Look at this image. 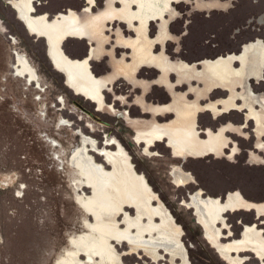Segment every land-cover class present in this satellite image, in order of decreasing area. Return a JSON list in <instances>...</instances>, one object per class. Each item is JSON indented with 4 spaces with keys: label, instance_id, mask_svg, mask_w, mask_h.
Listing matches in <instances>:
<instances>
[{
    "label": "rangeland",
    "instance_id": "obj_1",
    "mask_svg": "<svg viewBox=\"0 0 264 264\" xmlns=\"http://www.w3.org/2000/svg\"><path fill=\"white\" fill-rule=\"evenodd\" d=\"M85 1L87 4L81 11L68 9L49 16L38 12V0H34L33 16H43L46 23L55 24L72 12L75 14L82 29V38L67 36L59 42L62 52L72 61L86 58L81 57L85 49L81 41L88 33L99 42L98 59L109 56V65L113 66L116 63L114 47L107 49L112 38L109 33H112L116 36L117 46L131 51L130 56L121 55V64L112 67L113 72L126 74L127 79H122L138 86L142 95L159 83L163 88L156 90L157 98L171 99V102L149 104L144 109L142 95H138L134 105L144 114L141 112L133 117L128 110L129 98L123 95L126 93L116 94L114 103L109 101V95L113 93L111 87L118 79L115 80L113 75L99 78L92 68L91 73L98 79L102 101L87 97L69 84L67 70L55 65L49 37L29 30L18 11L7 0H0V264H67L72 260L77 242H85L91 236L102 239L91 232L94 224L127 231L130 225L124 223V218L136 221L140 217L138 226L146 227L152 222L160 227L158 232L146 238L170 236L176 240L177 250L166 253L162 249L159 251L162 258L154 259L139 246L111 239V264H237L233 258L240 264H264V227L243 220L236 224V219L242 215L251 222L252 212L264 217V201H246L239 191L228 192L225 201L214 196L221 189L238 188L245 196L260 200L264 198V192L256 190V187L249 189L238 177H225L221 183L220 164L197 160L194 174L201 186H205L204 175L214 169L216 180L210 177L208 187L215 189L216 193L206 194L196 186L197 180L189 171L192 170V158L219 157L225 146L192 144V107L197 105L192 102L194 88L189 77L192 68L186 62L172 65V56L165 49L167 41L171 38L177 40L176 36L166 33L165 17L181 15L188 10V2H181L180 8L176 9L173 3L181 0H104L102 6L99 0ZM248 6L254 5L248 2ZM258 7L264 10V0H259ZM187 14L189 11L183 17ZM103 16L109 21L122 16L125 20L116 19L110 21V25L116 21L125 22L135 37L125 38L121 29L114 30L110 26L106 32L99 31L95 21ZM155 20L159 23V32L152 39L148 35V27ZM259 23L264 26V17L259 19ZM194 37H201L199 40L203 41L206 36L197 34ZM190 40L192 34L180 37L177 41H181L183 48L172 54L190 59ZM64 44L72 57L63 51ZM157 46L162 47L160 51H156ZM19 55L28 60L35 77L19 73L18 70L22 69L17 59ZM248 55L258 61L264 60V40L261 37L256 43L245 46L244 54L238 59L243 61ZM127 59L130 62L126 65ZM223 62L222 69L230 73L229 63ZM158 64L163 66L158 79L149 78L151 82H145V78H134L136 73L147 76V66ZM171 66L180 74L178 80H169ZM201 94V90H197L194 96L200 100ZM118 103L123 106L117 107ZM155 121H159L163 129L145 136L155 127ZM124 122L134 130V142L130 141V129L125 128ZM173 130L180 140H169V147L163 142L153 146L157 139L164 138L162 132ZM89 138L97 142V148L90 154L107 173V190L100 197L108 200L110 209L102 211L101 216L84 209V201L97 193L84 185L83 167L73 163V158L84 148L82 140ZM234 148L232 152L235 153L238 149ZM256 148L263 150L264 145ZM257 161L256 164L264 163ZM177 170L189 176L187 184L177 183ZM16 192L20 195L16 196ZM197 193H200L202 202L217 199L223 205L217 226L219 232L205 223L199 205L193 201ZM153 208H160L163 218L153 219L150 212ZM242 211L243 214L238 213ZM247 226L253 230L246 232ZM240 229L242 233L238 236ZM236 241L240 243L235 244ZM80 259L87 261L86 254H81ZM103 263L102 259L95 257L92 264Z\"/></svg>",
    "mask_w": 264,
    "mask_h": 264
},
{
    "label": "flooded vegetation",
    "instance_id": "obj_2",
    "mask_svg": "<svg viewBox=\"0 0 264 264\" xmlns=\"http://www.w3.org/2000/svg\"><path fill=\"white\" fill-rule=\"evenodd\" d=\"M251 1L181 0L174 2L173 7L179 9L181 2H188V10L183 11L179 16L174 14L165 17L167 21L166 33L177 38L192 34V40H190L192 57L190 59L177 57L172 54L178 53V48H183L181 41L171 38L170 41L165 43V49L172 56L170 57L172 65L178 62H186L192 68V73L189 76L192 79V88H194L192 102L198 105L192 107V144H222L225 146L224 157L231 155L236 146L238 153L233 156L236 163L242 162L247 158V152L253 150L255 146L264 145V98H261L264 97V60H255L249 55L243 61L238 59V56L244 54L245 46L256 43L259 37L264 40V26L259 23V19L264 17V10H260L258 4L253 7H247L248 2ZM255 2H259V0ZM102 5L103 2L100 3V6ZM225 6L227 7L226 9L224 8ZM188 11L189 14L183 17ZM39 17L43 18V16ZM180 17L182 18L181 20L178 19ZM110 27L114 30L121 29L125 38L135 37L134 31L125 22L116 21ZM158 32L159 23H151L148 27V35L150 34V37L155 39ZM109 34L112 38L107 49L110 50L114 47V61L116 63L113 66L109 65V57L107 56L94 61L98 59L99 42L93 40L88 33L82 41L91 42L90 54L86 56L89 53V46H87L86 42L83 56L81 57L90 59L91 68L95 76L106 78L113 75L115 80L118 79L115 85L111 87L113 93L109 95V101L114 103L116 94L122 95V93H126L123 95L127 99L129 98L127 100L129 103L128 110L135 117V115L142 112L139 107L134 105L135 97L142 95V90L138 86H132L123 80V77L127 79L126 74H115L112 70V67L115 68L121 64V55L125 53V55L130 56L131 51L130 49L117 46L115 43L116 36L112 35V33ZM197 34H203L206 37L203 41H200L201 37H194ZM161 48V46H157L156 51H160ZM92 51L95 54H92ZM128 59L125 61L126 65L130 62ZM220 60H226L231 68V72L226 73V78H221V80L212 74L207 67L208 62L216 63ZM150 66H147L145 72L148 74L147 76H141L136 73L134 78H145V82L150 80L149 78L158 79L160 72L163 71L161 68L163 67L162 64L160 65L161 67H159V64ZM143 67L146 68V66ZM132 68L131 64L129 67L130 73ZM254 72L257 74H253ZM178 75L180 76L178 71L175 70L174 66H171L168 73L169 80H178ZM240 80L243 81L239 82ZM206 84L212 85L211 88L205 90ZM232 87L240 88V90L237 92L232 91ZM161 88L163 87L157 83L152 85L148 92L142 95V100H144L145 104L144 109L148 108L149 104L158 105L164 101L171 102V99L159 100L157 98L156 90ZM197 90H201L203 93L200 95V100L197 99V96H194ZM117 105V107L123 106L119 103ZM130 105L135 107H130ZM94 108L96 109L95 106ZM119 122L120 120L117 121V123ZM124 123L125 128L130 129V141L134 142V130L126 122ZM160 125L159 121H155V127L144 135L151 136L155 133L153 131L163 129L160 128ZM162 133L164 138L162 140L157 139L153 146H156L159 142H163L164 145L168 146L169 140H180L174 130ZM252 154L255 153L252 152ZM195 164L196 161H192V171L196 167ZM260 172L264 173V169Z\"/></svg>",
    "mask_w": 264,
    "mask_h": 264
},
{
    "label": "bare ground",
    "instance_id": "obj_3",
    "mask_svg": "<svg viewBox=\"0 0 264 264\" xmlns=\"http://www.w3.org/2000/svg\"><path fill=\"white\" fill-rule=\"evenodd\" d=\"M33 1L34 0H7V3L11 4L18 11L19 17L22 19V21H24L29 30L34 33L49 37L51 57L57 67L67 70L69 84L77 87L78 91L86 94L87 97L92 98L97 102H101L102 94L98 88V79L91 73L90 59L86 57L82 61H72L67 58L60 48L59 42L67 36H77L78 38H82V29L77 24V17L75 14L72 12L71 14L65 16L63 21H58L55 24H49L44 21V17L41 18L33 16ZM252 44L254 43H251V45ZM17 59L22 66V69L18 70L19 73L26 75L29 74L31 77L36 76L33 68L23 55H19ZM223 63V60L216 63H209L208 69L219 79L225 78L226 73H228L225 69H222ZM15 69L17 70V68ZM81 145H83L84 148L78 153L77 156L73 158V163H79L83 167L81 169V173L83 174V178L86 181L84 182V185L96 190L97 193L96 196L91 197L89 200H85L84 205L87 208L84 206L83 207L85 210L89 209L96 215L101 216L102 211H107L110 209L108 200L102 199L100 197L101 195L105 194L107 190L105 181L107 180V173H104V166L97 164L90 154L91 151H95L97 148V142L92 138H89L85 139V141L82 140ZM109 159L110 155H108L107 160L109 161ZM175 178L179 184H187L189 182V176L181 170L176 171ZM193 201L199 205L205 223L211 229L219 232L217 226L220 216L223 212V205L217 199H208L202 202L200 199V193H197L194 196ZM150 212L154 216L153 219L158 217L163 218V211L160 208H153L150 210ZM90 216L91 218L95 219L93 214ZM141 218L142 217H140V219ZM140 219L133 221L132 219L124 218V223L130 225L129 230L127 231L113 230L101 224H94L91 226L93 230L91 232L93 235H99V237L101 236L102 239L97 240L91 236L85 242H77L74 255L71 256L72 260H70L67 264H92L95 263V257L102 259L104 262L103 264H111L112 258L109 249V241L111 239L127 241L134 246H139L143 250L152 254L154 259L162 258V255L159 252L162 249V251L165 250L166 253L177 250V242L170 236L163 235L159 239L146 238L148 236H152L155 232H158L160 227L152 222L146 227L140 226V224L138 226ZM132 230H136L137 232L134 233ZM252 230L253 228L251 226H247L246 232ZM234 243L239 244L240 242L236 241ZM81 254H86L87 261H82L83 259H80ZM233 259L237 264H240V262L235 258Z\"/></svg>",
    "mask_w": 264,
    "mask_h": 264
},
{
    "label": "crops",
    "instance_id": "obj_4",
    "mask_svg": "<svg viewBox=\"0 0 264 264\" xmlns=\"http://www.w3.org/2000/svg\"><path fill=\"white\" fill-rule=\"evenodd\" d=\"M99 1H100V3H102L104 0H99ZM255 1H251V3L254 6H256L259 3V2H255ZM37 3L38 4L36 6V9L38 10V12L39 13H47L49 16H55L58 13L66 12L68 9H75V10L81 11V9H83V7L86 6V4H87V2L85 0H38ZM80 3H81V5H80ZM224 8L226 9L227 7L225 6ZM113 19L114 20H110V21H115L116 19H124V18L122 16H117V17H113ZM110 21H109V18L108 17L103 16V17H100L98 19V21H95V26L97 28H99L98 29L99 31L102 30L103 32H106V28H108L110 26V23H111ZM154 22H157V20H155V21H153L151 23H154ZM126 25H127V23H126ZM36 38H39V37H36ZM178 38H177V40H179ZM72 39H74V38H72ZM82 42H83V44H86V42H87V46H89V53L86 56H89L90 49H91L90 48L91 42L90 41H82ZM45 43H46V41H45ZM63 46H62V48H63V51L65 52L66 49ZM47 50H48V48H47V45H46V51ZM70 57H71V55H70ZM103 57H105V56H103ZM107 57H109V56H107ZM94 61H97V60H94ZM242 81L243 80H240L239 82H242ZM211 86L212 85L206 84L205 90L211 88ZM184 88H186V86ZM216 89H218V88H216ZM231 90L232 91L234 90L235 92H237V91L240 90V88L232 87ZM261 98L263 99L264 97H261ZM252 152H254L255 153L254 155L257 156L258 158H255L252 155ZM237 153H238V150L235 153L232 152V154L229 155V156H227V157H224V153H223L219 157L218 156H214V155H209V156H207L205 158H192V161H197V160L198 161H203L204 160L207 163L213 162L214 164L215 163L220 164L221 165V168H222L221 169V171H222L221 173L222 174L220 175V178H221V181L220 182L221 183H223L225 181V179H226L225 177H229V176L234 177V178H237L238 177V178L242 179V181L244 182V184L249 189L256 187V188H258L256 190H260V191H263L264 192V173L260 172L261 170L264 169V163H257V164L255 163V162H258L257 160L264 161V149L263 150H258L256 148V146H255L253 150H250L249 152H247L248 157L245 158L242 162H239V163H236L235 162V159L233 157L234 154H237ZM253 161H254V163H252ZM207 163H205V164L207 165ZM207 166L210 167L209 165H207ZM208 167H207V169H208ZM207 169H205V170H207ZM211 169H212V167H211ZM213 170L214 169H212V171L209 170L210 173L208 172L207 174L204 175V177H206L205 186L204 185L201 186V183L197 180V177L195 176L194 171L189 170L193 174V176L195 177V179L197 180L196 181V186H198V188H202L203 191H204V193L211 194V195L214 194V193H216L215 192V189H210L208 187V181L210 180V177L216 180V178L213 175L214 174V171ZM195 189H197V187ZM230 191H239L240 194L242 195V197L246 201H250V202H263L264 201V198H262L260 200H255V199L249 198V197L245 196L243 194V192L241 190H239L238 188H234V189H221V190H219L217 192L219 194L214 195V196H220L225 201L226 196H227V193L230 192ZM238 213H242L243 214V211L242 212H238ZM250 216H251V222H247L245 220V218H244V215H242L241 217H239V218L236 219V224H238V221L243 220L245 223L255 222L258 225L264 227V223H262V222H264V217H261V216L257 215L256 212L250 213ZM241 233L242 232H241V229H240V231L238 232V236L241 235Z\"/></svg>",
    "mask_w": 264,
    "mask_h": 264
},
{
    "label": "snow or ice",
    "instance_id": "obj_5",
    "mask_svg": "<svg viewBox=\"0 0 264 264\" xmlns=\"http://www.w3.org/2000/svg\"><path fill=\"white\" fill-rule=\"evenodd\" d=\"M15 195H16V196H19V195H20V193H19V192H16V193H15Z\"/></svg>",
    "mask_w": 264,
    "mask_h": 264
},
{
    "label": "water",
    "instance_id": "obj_6",
    "mask_svg": "<svg viewBox=\"0 0 264 264\" xmlns=\"http://www.w3.org/2000/svg\"><path fill=\"white\" fill-rule=\"evenodd\" d=\"M152 187V186H151Z\"/></svg>",
    "mask_w": 264,
    "mask_h": 264
}]
</instances>
